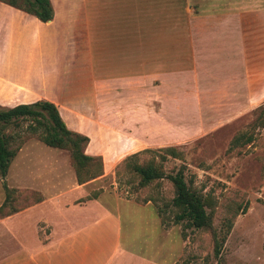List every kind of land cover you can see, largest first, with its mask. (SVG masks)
I'll return each instance as SVG.
<instances>
[{
    "label": "crops",
    "instance_id": "1",
    "mask_svg": "<svg viewBox=\"0 0 264 264\" xmlns=\"http://www.w3.org/2000/svg\"><path fill=\"white\" fill-rule=\"evenodd\" d=\"M234 1L49 0L52 18L46 22L34 18L33 45L15 49L14 57L10 56L13 62L6 63L8 67L20 62L29 65L30 73L25 70L21 77L33 85L25 93L13 88L16 95L11 98L17 101L12 103L10 97L0 96V106L45 99L60 117H88L84 130H70L85 135L84 153L100 156L103 170L109 169L107 165L143 147L137 133L144 113L153 116V109L158 113L159 101L174 100L177 92L188 99L189 94L200 93L196 69L214 65L230 69L247 60L249 34L254 51V25L245 21L253 12L240 11L238 0ZM236 72L219 82L214 94L232 93ZM2 74L0 90L4 91L2 87L12 85L11 75ZM190 77L193 88L186 86ZM98 116L108 120L99 121ZM115 132L119 140H110ZM83 188L75 182L72 191L38 200L0 219V264L172 262L168 247L159 249L162 235L150 204L117 197L111 203L101 197L80 201L86 195ZM38 209L45 214L39 219L48 225L41 238L21 226L24 215ZM122 218L128 225L140 223L141 229L122 231ZM146 225L155 232L153 241L139 239Z\"/></svg>",
    "mask_w": 264,
    "mask_h": 264
},
{
    "label": "rangeland",
    "instance_id": "2",
    "mask_svg": "<svg viewBox=\"0 0 264 264\" xmlns=\"http://www.w3.org/2000/svg\"><path fill=\"white\" fill-rule=\"evenodd\" d=\"M238 6L240 11L253 12V16L245 19L254 25V51L249 34L247 60L240 61L239 65L234 63L230 69L215 65L196 69L200 93L189 94L188 99L177 92L174 100L165 104L159 101L158 113L153 109V116L142 115L137 134L144 140L143 147L133 149L114 165H107L109 169L103 170L101 161L100 174L82 183L86 195L80 201L101 197L111 203V199L117 197L120 201L150 204L157 213L162 235L159 249L168 247L172 257L170 264H264V0H238ZM34 23L37 24L31 15L0 2V75H14L8 77L12 85L2 87L5 89L0 90V96L10 97L9 103L17 101L11 98L16 95L13 88L24 89L22 93H25V89L33 85L28 82L29 78L21 77L25 70L24 73H30L29 65L20 62L8 67L6 63L13 62L10 56L14 57L15 49L27 43L33 45ZM235 72L238 74L233 76L230 88L233 92L214 94L218 84L229 80ZM190 81L191 77L186 86L193 88ZM196 95L199 98H194ZM37 101L46 100L25 104ZM86 118L61 117L68 129L76 131L86 128ZM95 118L108 120L104 116ZM28 123L29 120H21L15 126L7 125L4 130L6 135H13L9 147L18 148L3 178L8 194L3 191L0 180V219L75 187L67 151L45 146L37 137L39 131L31 134L26 129ZM234 138L238 139L232 143ZM109 139L119 140V133L115 132ZM165 147L173 148L177 156L160 160L158 157L164 152L157 150ZM143 149L155 152L140 153L139 163L152 158L164 173L181 170L185 183L201 197L208 198L210 205L205 212L210 215L217 239L223 238L217 258L212 255L210 230L185 227L183 222L173 223L176 209L169 202L172 190L168 180H155L137 187V178L125 171L116 180L114 170L120 168L127 156ZM44 215L41 209L31 210L24 215L21 226L27 232L35 231L41 238L43 232H48L46 221L39 219ZM121 227L122 231L132 227L138 230L141 224L135 221L128 225L122 218ZM141 231L145 235H141ZM151 232V226L146 225L140 230L139 239L153 241L155 232ZM27 235L31 237V233ZM27 246L32 247L31 243Z\"/></svg>",
    "mask_w": 264,
    "mask_h": 264
},
{
    "label": "trees",
    "instance_id": "3",
    "mask_svg": "<svg viewBox=\"0 0 264 264\" xmlns=\"http://www.w3.org/2000/svg\"><path fill=\"white\" fill-rule=\"evenodd\" d=\"M0 2L20 9L40 22L49 21L52 17L49 0H0ZM21 120L30 121L26 125V129L31 134L39 131L37 137L45 146L67 151L76 184H82L100 174V157L84 153V147L88 141L87 137L68 129L52 103L37 101L11 107L0 106V180L5 194L9 193V189L6 187L3 178L18 147H9V140L13 135L11 137L6 135L4 130L7 125L12 124L15 126ZM237 139L234 138L232 143H235ZM157 151L164 152V155H159L160 160H164L165 156L173 158L177 156V153L171 147H165ZM147 152L152 153L155 151L143 149L127 156L119 165L120 168L114 170L116 180L123 171L131 177L137 178L135 183L137 187H144L155 180H168L172 190L169 202L176 209L173 215V223L183 222L185 227L210 230L212 255L217 258L223 238L221 240L217 239L211 227L210 215L205 212V208L210 205L208 198L201 197L185 183L181 170H177L173 174L164 173L152 158L139 163L138 155Z\"/></svg>",
    "mask_w": 264,
    "mask_h": 264
}]
</instances>
